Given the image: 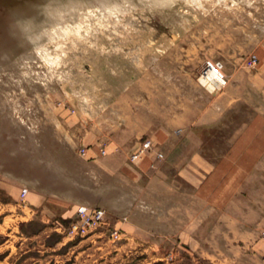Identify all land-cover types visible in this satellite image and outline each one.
Returning <instances> with one entry per match:
<instances>
[{
  "label": "rangeland",
  "instance_id": "374dc122",
  "mask_svg": "<svg viewBox=\"0 0 264 264\" xmlns=\"http://www.w3.org/2000/svg\"><path fill=\"white\" fill-rule=\"evenodd\" d=\"M263 51L264 0H0V174L36 182L51 219L43 222L38 210L21 229L0 232V264H218L174 235L151 242V230L167 227L150 200L165 199L119 188L104 163L125 153L110 154L107 137L124 127L123 110L138 108L142 79L147 89L167 79L203 98V90L226 85L201 76L207 61L222 63L227 81L240 65L256 72ZM240 115L210 133L220 145L207 149L211 156L224 151L245 110ZM135 151L126 154L130 161ZM25 195L18 196L22 206ZM189 198L192 214L198 203ZM79 204L105 210L96 242L66 227L44 240L26 237L68 223ZM124 223L133 227L129 234Z\"/></svg>",
  "mask_w": 264,
  "mask_h": 264
},
{
  "label": "crops",
  "instance_id": "0c3cea01",
  "mask_svg": "<svg viewBox=\"0 0 264 264\" xmlns=\"http://www.w3.org/2000/svg\"><path fill=\"white\" fill-rule=\"evenodd\" d=\"M257 70L240 65L227 75L220 91L203 90V98L177 91L167 79L164 87L158 78L149 89L143 79L138 83L142 91L136 99L138 108L123 110L124 127L116 136L107 137L108 152L120 149L125 158L112 163L114 159L108 156L104 164L124 191L132 187L136 197H164V203L150 200L154 213H165L160 224L167 227L165 233L152 227L151 242L174 235L180 244L218 264H264V51ZM244 110L245 117L230 130L224 151L211 156L207 149L220 145L212 143L210 133L230 117L242 116ZM143 137L151 139V150L130 161L126 154L135 151ZM157 151L164 156L156 157ZM22 186L28 187L24 206L18 203ZM44 195L32 180L0 174V232L16 230L24 220L31 222L38 210L43 222L50 221L41 208ZM190 196L198 203L192 214ZM72 212L68 223L42 225L26 237L44 240L55 231L61 233L75 218L76 207ZM121 228L125 234L133 230L127 223ZM101 233V229L91 232L89 241L96 242Z\"/></svg>",
  "mask_w": 264,
  "mask_h": 264
},
{
  "label": "built area",
  "instance_id": "2783aa9c",
  "mask_svg": "<svg viewBox=\"0 0 264 264\" xmlns=\"http://www.w3.org/2000/svg\"><path fill=\"white\" fill-rule=\"evenodd\" d=\"M213 71L217 75V79L214 80L215 84L223 85L226 83L224 75L222 72V63L219 61H207L205 64L201 76L206 78L208 73ZM151 149V141L145 139L138 149L131 154V159L135 160L140 157L142 154ZM81 153H85L84 150ZM101 153L105 154V149H101ZM158 156H162L161 153H157ZM26 193L25 190L21 192V195L24 196ZM105 220V210L100 207L89 206L85 204L77 205L76 216L75 218L67 225L65 230L70 235H79L84 236L98 228ZM113 235L117 236L118 233L116 230L113 231ZM261 237L264 240V228L261 230Z\"/></svg>",
  "mask_w": 264,
  "mask_h": 264
},
{
  "label": "bare ground",
  "instance_id": "6f19581e",
  "mask_svg": "<svg viewBox=\"0 0 264 264\" xmlns=\"http://www.w3.org/2000/svg\"><path fill=\"white\" fill-rule=\"evenodd\" d=\"M205 79H208V80L213 82L215 79H217V75L213 71H211V72L208 73V75H207V77ZM211 89H212V87H210V90Z\"/></svg>",
  "mask_w": 264,
  "mask_h": 264
}]
</instances>
